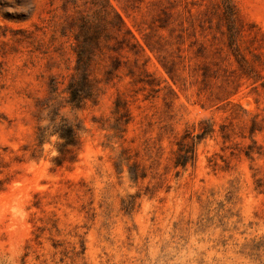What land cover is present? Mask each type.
I'll use <instances>...</instances> for the list:
<instances>
[{
    "label": "rangeland",
    "instance_id": "374dc122",
    "mask_svg": "<svg viewBox=\"0 0 264 264\" xmlns=\"http://www.w3.org/2000/svg\"><path fill=\"white\" fill-rule=\"evenodd\" d=\"M0 264H264V0H0Z\"/></svg>",
    "mask_w": 264,
    "mask_h": 264
},
{
    "label": "trees",
    "instance_id": "16d2710c",
    "mask_svg": "<svg viewBox=\"0 0 264 264\" xmlns=\"http://www.w3.org/2000/svg\"><path fill=\"white\" fill-rule=\"evenodd\" d=\"M64 139H65V142H66V143H70V142H69V141H70L69 139H67V138H65V137H64Z\"/></svg>",
    "mask_w": 264,
    "mask_h": 264
}]
</instances>
